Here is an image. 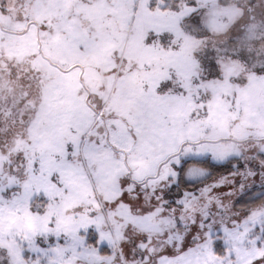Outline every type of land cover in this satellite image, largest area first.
<instances>
[{"label":"snow or ice","instance_id":"obj_1","mask_svg":"<svg viewBox=\"0 0 264 264\" xmlns=\"http://www.w3.org/2000/svg\"><path fill=\"white\" fill-rule=\"evenodd\" d=\"M0 264H264V0H0Z\"/></svg>","mask_w":264,"mask_h":264},{"label":"rangeland","instance_id":"obj_2","mask_svg":"<svg viewBox=\"0 0 264 264\" xmlns=\"http://www.w3.org/2000/svg\"><path fill=\"white\" fill-rule=\"evenodd\" d=\"M222 171V170H221Z\"/></svg>","mask_w":264,"mask_h":264}]
</instances>
